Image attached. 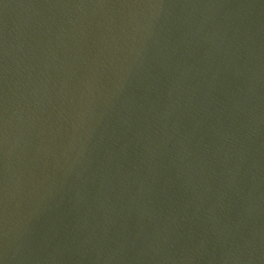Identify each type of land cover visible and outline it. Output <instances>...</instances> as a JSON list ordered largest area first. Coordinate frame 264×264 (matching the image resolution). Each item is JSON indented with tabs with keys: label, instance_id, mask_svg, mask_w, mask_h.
<instances>
[{
	"label": "water",
	"instance_id": "1",
	"mask_svg": "<svg viewBox=\"0 0 264 264\" xmlns=\"http://www.w3.org/2000/svg\"><path fill=\"white\" fill-rule=\"evenodd\" d=\"M0 264H264V0H0Z\"/></svg>",
	"mask_w": 264,
	"mask_h": 264
}]
</instances>
